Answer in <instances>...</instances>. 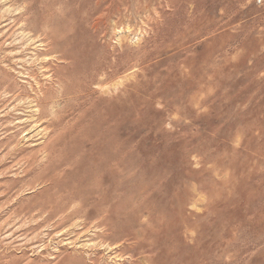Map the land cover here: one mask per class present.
I'll return each mask as SVG.
<instances>
[{"label":"rangeland","instance_id":"1","mask_svg":"<svg viewBox=\"0 0 264 264\" xmlns=\"http://www.w3.org/2000/svg\"><path fill=\"white\" fill-rule=\"evenodd\" d=\"M111 4L0 0V264H264V0ZM121 47L135 69L33 125L47 72L73 86L84 55ZM99 182V210H55Z\"/></svg>","mask_w":264,"mask_h":264},{"label":"bare ground","instance_id":"2","mask_svg":"<svg viewBox=\"0 0 264 264\" xmlns=\"http://www.w3.org/2000/svg\"><path fill=\"white\" fill-rule=\"evenodd\" d=\"M104 1H106V4H107V8L105 9V11L103 12V13H105V16L106 17H112V16H114V15H118L119 14V8L121 7H119L118 9L114 6V5H112L111 4V0H104ZM132 3H134V2H132ZM121 9V8H120ZM102 13V14H103ZM100 19V18H99ZM103 22V21H102ZM104 26V25H103ZM114 28L115 29H119V27H118V24L116 23L115 24V26H114ZM120 30V29H119ZM122 32V31H121ZM101 33V32H100ZM84 35V34H83ZM123 40L122 39H119L118 40V43L120 44L121 42H122ZM191 41V40H190ZM61 44V43H60ZM64 44V43H63ZM62 44V45H63ZM45 45V44H44ZM61 45V46H62ZM122 46V45H121ZM183 46V44H180L179 45V47H182ZM113 49V48H112ZM124 47H121L120 49H118L117 51H111V49H110V51H111V55H109L110 56V59H109V61H105V59H104V57H103V59H100V58H97V57H93V56H85L84 55V57H83V59L86 61L85 62V64L84 65H77L76 67H75V73H78V72H81L82 73V75H84V74H87V76H84V78L82 79V81L81 82H78V80L77 79H75L74 81H73V86H67V87H65V86H63V83H64V80L66 81V79H64L63 78V76L61 75V74H59V73H55V71L54 72H47V69H46V74L49 76V79H50V84H54V85H56L57 86V88H58V90H56L55 91V94H54V92L52 91V87L50 86L49 88H39V89H37V91L34 93V97H33V102H31L30 104H35L34 105V107H33V109H35V110H37V111H34V112H36L35 113V115L33 114V115H31V117H36V120L35 119H33V120H35L34 122H33V125H38V123H39V121L41 120V119H43V118H45L44 117V115H45V112L43 111V107L46 105H48L49 103H53L52 101H53V99H55V98H60V97H64L65 95H67V94H73V93H80V91H81V89H82V87H83V85H85V84H83L82 85V83H84V82H90L91 84H95V85H100V84H102L103 85V83H105V82H107V81H110V80H115V78H117V77H119V75L121 74L122 76L124 75L123 73L125 72V73H127L126 71H129V69H130V67L132 66L130 63H127V64H124ZM61 51V50H60ZM69 51V50H68ZM94 51H96V50H94ZM85 53V52H84ZM109 53V52H108ZM65 54H67V53H65ZM81 54V53H80ZM80 54H79V56H80ZM96 54H97V52H96ZM96 54H95V56H96ZM69 56V55H68ZM73 56V55H72ZM108 56V57H109ZM74 57V56H73ZM81 57V56H80ZM53 58V57H52ZM75 58V57H74ZM106 58V57H105ZM140 58H144L143 56L142 57H140ZM139 58V59H140ZM60 59H66V55H64L63 57L61 56V58ZM67 59H69V58H67ZM75 59H78V58H75ZM71 60V59H70ZM148 60V59H147ZM65 62V61H64ZM132 62V61H131ZM137 62H138V59H137ZM75 63V62H74ZM146 63V62H145ZM51 64V63H50ZM130 64V65H129ZM134 65H136L135 64V62L133 63ZM138 65V64H137ZM148 65H149V63H148ZM75 66V65H74ZM144 66H146V65H144ZM154 67H155V65H154ZM44 68V67H43ZM133 69H135L134 67H132ZM131 68V70H133ZM152 68H153V66H152ZM56 69V68H55ZM44 70H45V68H44ZM49 70V69H48ZM130 70V71H131ZM129 71V72H130ZM57 72V71H56ZM72 72H74V71H72ZM128 72V73H129ZM62 73V72H61ZM63 74V73H62ZM65 74V73H64ZM44 75V74H43ZM67 75V74H66ZM97 75H99V76H102V79H96L97 78ZM68 77V76H67ZM48 78V77H47ZM120 78V77H119ZM49 79H47V80H49ZM70 79V78H69ZM79 79V78H78ZM71 80V79H70ZM117 80V79H116ZM123 80V79H122ZM95 82V83H94ZM71 83V82H70ZM114 83H116V84H118L119 83V85H120V82H114ZM114 83H112V84H114ZM36 84V83H35ZM66 84V83H65ZM88 85V84H87ZM86 85V86H87ZM102 85H101V87L100 88H103L102 87ZM109 85H111V83L109 84ZM108 85V86H109ZM111 86H113V85H111ZM111 86H109L110 88H112ZM88 87V86H87ZM32 88V87H31ZM55 89V88H54ZM97 89H98V87H97ZM113 89V88H112ZM111 89V90H112ZM84 90V89H83ZM87 90H88V88H87ZM100 90V89H99ZM107 90V89H106ZM109 90V89H108ZM86 91V90H85ZM85 91H83V92H85ZM106 92V91H105ZM107 92H109V91H107ZM106 92V93H107ZM117 92V91H116ZM81 94H82V91H81ZM80 94V95H81ZM84 94V93H83ZM108 94V93H107ZM15 96V95H14ZM19 96V95H18ZM21 96H24V97H26V99H29L30 97L29 96H27L26 94H25V92H24V95H21ZM77 96V95H76ZM22 98V97H21ZM80 98V97H79ZM73 100V99H72ZM70 102V101H69ZM97 103V102H96ZM53 104H55V103H53ZM52 104V105H53ZM60 104V103H59ZM63 104V103H62ZM51 105V106H52ZM55 106V105H54ZM77 109V108H76ZM33 111V110H32ZM19 112V111H18ZM23 112V111H22ZM30 112H31V110H30ZM21 113V112H20ZM50 114H52V112L50 113ZM30 116V115H29ZM46 119H47V117H46ZM27 121V120H26ZM31 121V120H30ZM29 121V122H30ZM43 121V120H42ZM42 121H40V123L42 122ZM46 121V120H45ZM24 123V122H23ZM42 124V123H41ZM47 124H48V126L49 127H53V125H54V121L53 120H49V121H47ZM46 124V125H47ZM25 125V124H24ZM29 125V124H28ZM77 125V124H76ZM23 126V125H22ZM38 127V126H37ZM41 127V126H40ZM30 128H31V125H30ZM48 128V127H47ZM27 129V128H26ZM33 129V128H32ZM46 131H48V130H46ZM84 132V131H83ZM48 136H50V134H47ZM79 135V134H78ZM98 138V137H97ZM99 142V141H98ZM164 143V142H163ZM99 144V143H98ZM188 144H190V143H188ZM187 144V142L185 143V142H183V143H180V148H185V147H187L188 146V148L190 147V145H188ZM101 146V145H100ZM66 147V146H65ZM102 147V146H101ZM160 148H162V147H160ZM110 149V148H109ZM44 150V149H43ZM103 150V149H102ZM46 152L47 151H49V149H47V150H45ZM110 151H111V149H110ZM89 152V151H88ZM99 152V151H98ZM67 153V152H66ZM73 153V152H72ZM97 154V153H96ZM91 155V154H90ZM53 156V155H52ZM68 156V155H67ZM94 156V155H93ZM96 156V155H95ZM82 157V156H81ZM84 157V156H83ZM97 157V156H96ZM55 159V158H54ZM98 159H99V157H98ZM68 160V159H67ZM96 160V159H95ZM64 161V160H63ZM78 162V161H77ZM91 162V161H90ZM76 163V162H75ZM80 163V162H79ZM84 163V162H83ZM86 163V162H85ZM102 163V162H101ZM26 164V163H25ZM87 164V163H86ZM97 164V163H96ZM27 165V164H26ZM93 164H91V166H92ZM31 166V165H30ZM75 166V165H74ZM90 166V167H91ZM96 166H98V164L96 165ZM89 167V168H90ZM93 167V166H92ZM76 168H78L77 166H76ZM80 168V167H79ZM86 168V167H85ZM94 168V167H93ZM120 168V167H119ZM98 169V168H97ZM99 169H100V166H99ZM55 170V169H54ZM83 170V169H82ZM85 170H87V169H85ZM84 170V171H85ZM89 170V169H88ZM50 171V170H49ZM72 171V170H71ZM95 171V170H94ZM79 172L82 174V172L81 171H78V174H79ZM87 172H89V171H87ZM96 172V171H95ZM76 173H77V170H76ZM91 173L92 172H90V176H91ZM84 174V173H83ZM83 174H82V176H83ZM85 174L87 175V173H86V171H85ZM84 174V175H85ZM94 175V174H93ZM96 175V174H95ZM99 175V174H98ZM110 175V174H109ZM49 176V175H48ZM79 176V175H78ZM88 176V175H87ZM50 177V176H49ZM80 177V176H79ZM99 177H100V175H99ZM58 178V177H57ZM85 178H86V176H85ZM95 178V177H94ZM97 178V177H96ZM42 179V178H41ZM54 179V178H53ZM52 179V180H53ZM98 180H99V178H97ZM51 180V179H50ZM51 180V181H52ZM73 180V179H72ZM95 180V179H94ZM110 180V179H109ZM123 180V179H122ZM75 181V180H74ZM80 181V180H79ZM92 180H90V182H91ZM100 181H101V179H100ZM106 181V180H105ZM98 182V181H97ZM104 182V181H103ZM50 183V182H49ZM53 183V181L50 183V184H52ZM92 183V182H91ZM94 183H96V181L94 182ZM94 183H93V186H92V184H90V186L89 187H85V186H83L82 188H79L78 187V184H77V186L75 185L74 187H71L70 189V191H72L71 193H72V195H71V193H70V195L68 194V195H65V196H61V200L59 201V203L55 206V210H57V211H61V212H63V211H67V210H70L71 212H72V216L74 215V216H77L76 214H78L79 212H81L80 211V209L82 210V208L80 207L79 209H77L76 208V206H68V202L70 201V200H72V199H76L77 198V200H78V198H79V200H81V199H84V198H86V197H89V196H94L95 197V199H96V204L97 205H94L93 207H92V210L93 211H95L98 207H101L102 205H104V204H106V202L108 201V194H107V192H106V187H103L100 183L101 182H99V184H96V186L94 185ZM123 183V182H122ZM54 184V183H53ZM53 184H52V187H53ZM55 186L57 185V183H55L54 184ZM51 186V185H50ZM70 186H73L72 184H70ZM58 187H60L59 185H58ZM64 187V186H63ZM81 187V186H80ZM64 189V188H63ZM68 190V189H67ZM66 190V191H67ZM63 191V190H62ZM66 193V192H65ZM68 193H69V191H68ZM128 194H129V192H128ZM63 195V194H62ZM124 195H126V194H124ZM129 197V196H128ZM122 199V198H121ZM157 199V198H156ZM125 200V199H124ZM73 201V200H72ZM75 202H76V200H75ZM70 203H71V201H70ZM92 203V202H91ZM121 203V202H120ZM72 204V203H71ZM121 205V204H120ZM123 206V205H122ZM118 208H120V207H118ZM133 208V207H132ZM101 209H104V208H101ZM97 210H99V208L97 209ZM86 212V211H85ZM90 212V211H89ZM105 212V211H104ZM118 212V211H117ZM122 212V211H121ZM81 214V213H80ZM86 214V213H85ZM101 214V213H100ZM103 214H105V213H103ZM111 214V213H110ZM109 215V214H108ZM78 216H81V215H78ZM71 219H72V217H71ZM101 219V218H100ZM109 219V218H108ZM154 219V218H153ZM102 221V220H101ZM135 221V220H134ZM98 223H99V221H98ZM128 223V222H127ZM94 224V223H93ZM96 224V223H95ZM143 224V223H142ZM103 225H104V223H99V224H97V227H103ZM137 225V224H136ZM92 226V225H91ZM109 227V226H108ZM100 231V230H99ZM126 231V230H125ZM129 231V230H128ZM104 234V233H103ZM127 240V239H126ZM127 241H129V239L127 240Z\"/></svg>","mask_w":264,"mask_h":264}]
</instances>
